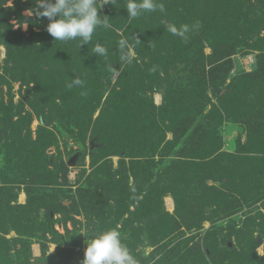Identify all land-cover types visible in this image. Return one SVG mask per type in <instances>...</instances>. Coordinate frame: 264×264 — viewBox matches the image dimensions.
I'll list each match as a JSON object with an SVG mask.
<instances>
[{"label": "trees", "instance_id": "1", "mask_svg": "<svg viewBox=\"0 0 264 264\" xmlns=\"http://www.w3.org/2000/svg\"><path fill=\"white\" fill-rule=\"evenodd\" d=\"M7 1L0 0V4ZM118 1L115 0L108 7L119 6ZM155 3V11L143 12L135 19L128 18L127 5L122 18H116V14L111 13L107 6L105 12L99 9L101 20L107 19L111 26L98 27L88 44H83L79 38L67 43L53 39L52 51H61V58L73 54L90 77L89 80L78 78L82 82V88L78 85V89L82 93L85 91L83 96L67 87L64 102L74 101L76 98H71L74 94L79 96L74 109L84 114V117L76 120H84L83 124L88 121L96 98L95 92L89 91L90 86L97 91L98 75L91 74V66L99 65L104 71L110 70V75H118L113 86L112 77L104 89L109 91V104L113 109L109 108L112 121L106 122L108 138L111 140L110 151L106 153L109 156H120L123 152L128 154L127 157L133 161L131 177L133 175V179H138L150 177V168L155 165V154L163 143L164 149L175 144V130L182 126L180 132L185 133L196 114L202 115L204 110L201 98L204 96L207 100V92L217 95L219 111L213 106L212 111L203 116L204 120L208 119L210 124H219L227 118L245 125L244 122H247L250 125L245 145H240L235 154H228L223 152L221 137L214 126L209 128L211 133L207 132L208 128L206 131L196 129L193 135L190 134L201 138L206 146L204 150L200 152L195 149L190 156L183 157L182 161L173 162L161 174L159 186H147V196L143 197L138 206L134 205L137 194L127 185L120 188L117 181L118 186L112 185V193L120 190L115 198L120 203L118 208L123 207L128 212V224H140L143 218L148 220L145 234L149 233L150 243L147 244L154 250L157 248L155 241L162 235L174 234L172 227L180 218L188 220L185 225L188 230L199 233L205 222L212 224L236 215L243 216L239 228L234 224L226 228L234 233L236 240V246L227 253L215 250L217 233L210 230L202 237L205 250L197 246L194 250L184 252L183 248H177L174 252L182 250L187 257L191 255L185 264H264V214L257 212L253 215V208L257 204L264 210V0H155ZM161 5L164 11H160ZM183 25L189 28L184 37L169 30L170 26H175L179 31ZM121 40L126 41L123 49L120 47ZM97 43L108 50L106 57L94 53V45ZM205 47L212 51L207 59L202 53ZM241 49L262 54L257 58L255 69L251 73L239 74L228 85L221 80L217 86L213 83L210 85L203 75L206 73L202 72L206 70L205 67L213 71L229 65L232 63L230 57ZM122 56L127 59H122ZM64 75L65 81H72L69 74ZM186 78L194 79L198 84L181 85ZM162 88H165L166 95L163 103L156 107L151 96ZM220 114L224 116L222 119ZM253 117L256 119L252 120ZM247 119L253 121V124ZM19 124L12 119L0 117V142L5 144L7 158L3 162L11 169V173L21 170L38 174L42 168L41 163L47 158L45 151L54 144L55 136L47 132L44 140L39 136L35 142L28 139L24 143ZM254 127L258 130H254ZM41 130L46 132L45 129ZM165 130L175 136L173 142H165ZM133 143H136L135 147ZM13 145L18 147L14 149ZM133 148L139 150L137 156H132ZM100 151L104 152L102 149ZM209 181L213 184L208 185ZM216 183H219V187ZM167 193L174 200L175 218L163 214L162 197ZM111 195L82 200L69 207L60 204L57 209L61 213L79 214L82 206L87 212L105 215L104 210L110 207L106 204L102 206L100 202L108 200ZM55 207V203H50L48 219H51ZM130 207L134 208L133 212L129 210ZM208 208L211 209L205 211ZM156 218L158 223L151 221ZM253 230L260 240L258 244L253 238ZM261 244L263 256L259 257L255 249ZM155 255L157 253L152 254L151 259ZM185 255L176 258L175 262L161 257L157 264H184Z\"/></svg>", "mask_w": 264, "mask_h": 264}, {"label": "rangeland", "instance_id": "2", "mask_svg": "<svg viewBox=\"0 0 264 264\" xmlns=\"http://www.w3.org/2000/svg\"><path fill=\"white\" fill-rule=\"evenodd\" d=\"M113 2L115 0H101L97 6L105 12L104 8ZM117 3L119 6L108 8L111 13L116 14V18H122L126 13L124 7L127 0H119ZM35 7L36 0H9L0 4V117L20 122L18 127L24 143L28 142V139L35 142L39 136L44 140L47 132L54 134L55 142L46 149L47 158L41 163L42 168L35 175L21 170L11 173V169L3 162L7 159L5 144L0 142V264H82L86 240L113 228L119 232L121 230L122 242L129 248L138 264H157L161 257L175 262L176 258L185 255L182 250L184 252L194 250L197 246L205 250L202 237L209 230L217 233L215 250L219 252L223 250L225 254L230 248L235 247L234 233L226 228L233 224L239 228L243 219V216L239 215L222 222L212 224L205 222L203 230L199 233L192 229L188 230L185 227L188 220L180 218L172 227L174 234L162 235L155 241L157 248L154 250L147 244L150 243L149 233L145 234L148 220L143 218L140 224H128L126 221L129 214L123 207L118 208L120 203L115 198L118 193L120 194V190L112 193V185L118 186L119 181L120 188L126 185L132 188L133 193L137 194L134 205L138 206L143 197L147 196V186L153 184L155 187L159 186L161 174L173 162L182 161L183 157L190 156L191 151L195 149L200 152L204 150L206 146L201 138L192 137L196 129L206 131L208 128L207 132L211 133L209 128L211 125L214 126L221 137L223 152L235 154L240 145L246 144L250 124L244 122L245 125L228 118L219 124L217 122L210 124L208 119L204 120L203 116L212 111L213 106L216 110L219 108L217 95L207 92L205 95L207 100L203 96L201 98L203 102H200L203 103L202 115L196 114L185 133L180 132L182 126L175 130V144L164 149L163 143L157 151L153 162L155 165L150 168V177L133 179V175L131 177L133 161L127 157L128 154L125 155L123 152L120 156H109L110 154L106 153L110 151L111 144L106 122L112 121L109 110L113 109L109 104V91L104 89L107 87L108 79L113 77L111 82L113 86L118 75H110V70L104 71L99 65L91 66L93 70L91 74L98 75L97 91H94L92 86L89 90L91 93L95 92V102L93 101L91 106L88 121L83 124L84 120L76 121L79 117H84L82 112H76L74 109L79 101L77 94L80 92L83 96L85 91L82 93L78 85L73 84V80L78 78L89 80V73H86V68L79 65L80 62L73 54L61 58V51L60 53L52 51L51 43H54V38L46 31L47 19H37L28 15L27 10ZM72 51L74 53L75 49ZM130 53L134 57L131 50ZM202 53L206 59L212 55L209 47H205ZM261 55L253 50L241 49L239 53L230 57L232 63L229 65L213 71L206 66V70L202 72L206 73L203 75L209 80L210 85L213 83L217 86L220 80L228 85L239 74L251 73L255 69L257 58ZM66 73L70 75L71 82L64 80ZM203 75L201 74V77ZM189 83L192 86L198 84L194 79L188 78L182 81L181 85ZM69 84H73L71 88L69 87L70 90L77 93L71 98L76 99L65 103L67 97L65 91ZM164 91L165 88H162L151 96L156 107L163 103L166 95ZM220 115L222 119L224 116ZM21 119L25 121L22 122ZM255 119L253 117L252 120ZM247 121L253 124L250 119ZM41 129H45L46 132ZM253 129L258 130L257 127ZM167 132L168 130H165V142H173L175 136ZM135 144L132 146L135 147ZM17 147L12 146L14 149ZM133 151L132 156H137L139 150L133 148ZM207 184L213 183L209 181ZM218 184L216 183L217 187ZM107 194L112 195L108 200L100 202L102 206L106 204L110 207L104 210L105 215L87 212L82 206L79 214L61 213L57 209L60 204L69 207L73 203L79 204L82 200L89 201L91 198L99 199ZM50 203H55L56 207L55 212L50 215L51 219H48ZM162 203L163 214L175 218V205L170 193L163 195ZM125 205L128 207L127 202ZM259 205L253 208V215L257 212L264 214L262 206ZM209 209L211 208L205 211ZM129 210L133 212L134 208L130 207ZM151 221L158 223L157 218ZM254 232L255 230L253 238L258 244L260 240ZM177 248L183 249L174 252ZM255 252L259 257L263 256V244L257 245ZM154 253L157 255L151 259ZM189 257L191 255L188 257L185 255L184 264L189 261Z\"/></svg>", "mask_w": 264, "mask_h": 264}, {"label": "clouds", "instance_id": "3", "mask_svg": "<svg viewBox=\"0 0 264 264\" xmlns=\"http://www.w3.org/2000/svg\"><path fill=\"white\" fill-rule=\"evenodd\" d=\"M97 0H36V7L28 9L29 16L37 19H47L46 31L55 41L76 40L79 38L83 44L92 41L93 34L98 27L108 28L111 25L106 20H101L98 14ZM157 5L155 0H127L126 12L129 19H135L143 12L155 11ZM42 9V11H41ZM160 11H164L160 6ZM107 18V17H106ZM169 30L181 37L189 31L187 25L177 30L170 26ZM126 41H120L123 49ZM94 53L99 56H107L108 50L101 44L94 45ZM122 59H127L122 56ZM79 79H74L73 84L81 85ZM69 84L68 87H72ZM82 264H138L129 248L122 242L121 233L116 229H107L89 240H86Z\"/></svg>", "mask_w": 264, "mask_h": 264}]
</instances>
